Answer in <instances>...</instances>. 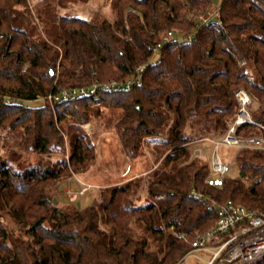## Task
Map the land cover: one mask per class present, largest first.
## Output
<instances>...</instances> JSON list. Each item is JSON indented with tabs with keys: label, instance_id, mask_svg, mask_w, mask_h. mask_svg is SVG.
Here are the masks:
<instances>
[{
	"label": "trees",
	"instance_id": "obj_1",
	"mask_svg": "<svg viewBox=\"0 0 264 264\" xmlns=\"http://www.w3.org/2000/svg\"><path fill=\"white\" fill-rule=\"evenodd\" d=\"M214 3L221 23L185 18L186 9L208 14ZM19 6L29 11L26 0H0V131L21 136L26 150H60L59 123H87L105 107L123 110L118 133L132 156L165 132L157 149L171 151L139 206L131 199L134 181L106 189L85 209L54 202L48 187L68 178L69 163L83 174L96 160L95 140L79 129L70 138L69 163L18 170L1 161L0 264H176L195 234L217 222L212 201L264 212V150H241L236 173L212 187L209 163L191 160L188 149L195 139L228 130L239 89L254 98L255 123L238 134L264 136V0H112V19L50 11L39 22ZM138 65H146L143 83L130 90L48 101L52 91L137 78ZM39 99L46 103L25 105ZM132 224L145 234L137 236Z\"/></svg>",
	"mask_w": 264,
	"mask_h": 264
},
{
	"label": "rangeland",
	"instance_id": "obj_2",
	"mask_svg": "<svg viewBox=\"0 0 264 264\" xmlns=\"http://www.w3.org/2000/svg\"><path fill=\"white\" fill-rule=\"evenodd\" d=\"M26 1L29 11L22 6H19L17 9L27 12V15L36 22H39L38 15L40 13L44 15L50 11L59 15H77L79 17H91L94 13H101L110 19L114 18L115 15L111 6L112 0H56L61 5L55 4L56 1L54 4L50 2L40 4V0ZM37 5L39 7L36 8ZM215 5L216 3L208 9V12L212 14L216 9ZM201 15H206V13L192 11L190 8L185 11V18L195 23L203 22ZM172 30L177 31V29ZM252 99L254 100L253 97ZM45 103L44 99H39L25 102V105L39 107ZM122 116V109L103 107L99 116L93 117L89 122L84 124H79L74 122V119L67 118L65 121L59 123V132L64 139V145L60 147V150H51L45 153L26 150L22 146L21 136L18 135L12 139V135L7 130L0 131V163L5 160L18 170L35 167L47 168L55 166L63 160L69 163L71 154L70 138L79 129L89 134L95 140L97 145L96 160L88 171L83 174L73 172L74 168L69 163L68 170L69 173H72H70L68 178L52 183L48 187V192L52 199L58 198L57 202L60 205L72 203V201L74 203L78 202L82 209H85L92 204L100 202L101 193L106 189L134 181L137 183V188L135 187L134 194L131 197L132 203L135 206L145 205L147 204L148 182L152 180L153 173L161 166V163L171 149L165 151L157 149V141L167 137L165 132L161 136L150 138V143L144 146L143 152L132 156L124 147L118 133L119 121ZM188 131L191 132V129L188 128ZM221 135L213 134L191 141L188 145L191 160H205L209 163L213 150L211 141ZM19 145L21 146L19 147ZM238 153L235 148L227 146L220 149L221 160L224 163L232 165L233 173L237 171L233 157L235 155L237 157ZM244 180L248 182L247 177ZM70 188H74L75 191H72ZM69 192H71L70 194L73 197L69 195ZM3 215L8 230L14 231L16 226L11 218L4 212ZM132 227L137 236L145 234L143 230L137 228L136 224H132ZM14 233L18 234L17 231ZM198 255L207 258L202 252H199ZM188 264H204V262H201L196 257H191L188 260Z\"/></svg>",
	"mask_w": 264,
	"mask_h": 264
},
{
	"label": "built area",
	"instance_id": "obj_3",
	"mask_svg": "<svg viewBox=\"0 0 264 264\" xmlns=\"http://www.w3.org/2000/svg\"><path fill=\"white\" fill-rule=\"evenodd\" d=\"M219 16L220 12L217 7L212 14L209 12L206 15H201L203 20L201 23L208 24L213 19L218 20ZM218 23H221V21L218 20ZM171 35L172 32L169 31L164 40L169 41ZM157 48H159V45L154 50ZM145 69L146 65H138L136 67L138 76L134 79L113 80L105 83L97 82L91 86L64 88L57 92L52 91L48 95V101L53 106L56 101L61 99L67 100L96 95L99 89L105 91L130 90L135 85H142ZM235 97L239 104L235 120L224 134L211 141L213 150L209 162L210 172L206 178V183L212 187H222L225 179L233 170L232 165L224 163L220 158L222 147L235 148L238 152L243 149L264 150L263 135L242 136L238 134L239 129L244 125L255 123L250 111V106L253 103L252 96L245 89H239L235 92ZM12 102L10 99L7 101V103ZM235 157L236 155L233 157L234 160ZM70 189L75 191L74 188ZM70 193L69 195L73 197ZM193 193L199 198H203L195 191ZM204 201L208 203L207 198ZM209 206L217 214V222L206 232L195 234L190 250L176 264H188L191 257L198 258L204 264H264V212L249 209L246 206L234 203L232 200L224 203L212 201ZM178 236L184 238L186 234H179ZM199 252L204 253L207 258L198 255Z\"/></svg>",
	"mask_w": 264,
	"mask_h": 264
},
{
	"label": "water",
	"instance_id": "obj_4",
	"mask_svg": "<svg viewBox=\"0 0 264 264\" xmlns=\"http://www.w3.org/2000/svg\"><path fill=\"white\" fill-rule=\"evenodd\" d=\"M51 74H54V70L51 68ZM55 203H57V199L54 200ZM78 205L80 206V203H78Z\"/></svg>",
	"mask_w": 264,
	"mask_h": 264
}]
</instances>
